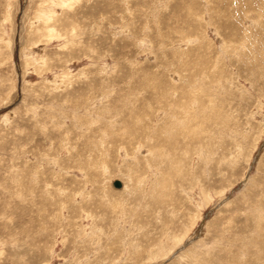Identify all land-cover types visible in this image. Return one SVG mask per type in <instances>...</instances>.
<instances>
[{
  "label": "rangeland",
  "instance_id": "rangeland-1",
  "mask_svg": "<svg viewBox=\"0 0 264 264\" xmlns=\"http://www.w3.org/2000/svg\"><path fill=\"white\" fill-rule=\"evenodd\" d=\"M0 264H264V0H0Z\"/></svg>",
  "mask_w": 264,
  "mask_h": 264
},
{
  "label": "bare ground",
  "instance_id": "bare-ground-1",
  "mask_svg": "<svg viewBox=\"0 0 264 264\" xmlns=\"http://www.w3.org/2000/svg\"><path fill=\"white\" fill-rule=\"evenodd\" d=\"M117 182H118L117 185H115L114 183H112L113 187H114V188H118V189H119V188H122V186H123L122 182L119 181V180H117Z\"/></svg>",
  "mask_w": 264,
  "mask_h": 264
},
{
  "label": "water",
  "instance_id": "water-1",
  "mask_svg": "<svg viewBox=\"0 0 264 264\" xmlns=\"http://www.w3.org/2000/svg\"><path fill=\"white\" fill-rule=\"evenodd\" d=\"M113 183H114L115 185H117L118 182H117V180H114Z\"/></svg>",
  "mask_w": 264,
  "mask_h": 264
}]
</instances>
